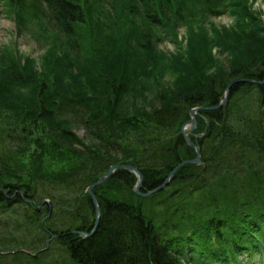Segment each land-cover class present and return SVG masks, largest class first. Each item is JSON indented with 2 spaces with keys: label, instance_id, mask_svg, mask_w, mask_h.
I'll use <instances>...</instances> for the list:
<instances>
[{
  "label": "trees",
  "instance_id": "1",
  "mask_svg": "<svg viewBox=\"0 0 264 264\" xmlns=\"http://www.w3.org/2000/svg\"><path fill=\"white\" fill-rule=\"evenodd\" d=\"M45 1L54 28L68 39L88 20L84 0ZM156 3L155 8L152 3L146 7L153 24L164 21V11L158 13ZM69 45L72 49L78 46L76 42ZM245 77L261 82L264 64L253 73L245 70ZM236 80L240 79L231 82ZM231 82H216L217 90L208 97L179 94L164 107L134 111L132 115L119 99L98 100L77 92L70 98L64 96L53 111L23 112L16 120L0 115V264H181L183 259L184 264H242L237 253L244 248L254 250L263 260L264 166L260 168V162L264 157L258 154L264 155L258 153L256 145L264 143V85L258 83L234 84L225 107L201 112L197 133L207 125L205 119L207 127L218 132V140L213 143L209 136L200 140L191 136L202 149L204 166L180 168L169 184L183 182L190 186L188 192L181 189L167 195L163 190L154 194L149 202L155 199L157 204L146 203L145 210L152 214L146 217L131 205L137 176L128 170L118 171L104 186L124 178L128 193L101 195L100 186L94 188L101 212L99 227L90 238L75 233L92 232L96 209L88 189L113 166L137 167L144 176L142 187L146 192L162 185L181 162L194 159L196 151L190 150L179 131L188 122L191 109L219 106ZM250 105L253 109L248 111ZM64 112L81 123H90L89 132L95 140L92 146L87 147L66 129L61 139L50 134L49 130L55 134L57 126L46 125L42 119L53 117L54 122L57 114L59 117ZM63 136L68 141L62 140ZM58 145L66 146L67 151H61ZM68 154L76 159L69 169L54 171L47 165L50 158ZM246 160H252L248 168L253 167L257 174L245 177L246 173L239 171ZM219 168L233 173L236 185L232 193L215 199L214 204L226 212L220 214L222 210L214 207L199 217L203 203L211 200L208 182ZM4 193L13 198H6ZM167 202L176 208L172 214L168 206L163 209ZM157 207L161 214L166 212L165 218L153 212ZM234 210L238 218L229 220ZM193 219H197L196 224L188 225ZM204 223L214 236H203L199 231ZM51 235L59 238L47 249ZM196 244L199 251L191 250ZM185 246L189 248L187 254ZM175 250L183 254L182 258Z\"/></svg>",
  "mask_w": 264,
  "mask_h": 264
},
{
  "label": "rangeland",
  "instance_id": "2",
  "mask_svg": "<svg viewBox=\"0 0 264 264\" xmlns=\"http://www.w3.org/2000/svg\"><path fill=\"white\" fill-rule=\"evenodd\" d=\"M139 1L84 0L88 20L78 27L71 39L53 28L45 0H11L15 7L12 12L8 3L0 4V115L16 120L23 112L53 111L64 96L70 98L75 92L98 100L119 99L132 115L134 111L164 107L179 94L209 96L217 90L221 79L227 83L237 78L246 80L248 78H243L245 70L253 73L264 64V0H157L167 20L164 24H153L148 18L147 6ZM74 42L78 46L72 49L69 43L74 45ZM240 42L250 43L246 59L237 46ZM214 77L218 79L210 84ZM259 83L264 85V77ZM252 109L250 105L248 111ZM56 117L57 122L51 121L53 117L42 119L46 125L57 126L55 134L49 130L51 135L61 139V132L66 129L78 135L87 147L95 143L89 122L82 121V124L68 112ZM203 123L208 125L205 119ZM207 125L200 133L189 131L187 137L200 140L209 136L208 140L214 143L218 132ZM62 140L66 142L68 137L63 136ZM42 146L37 145L41 149ZM256 147L258 153L264 155V143ZM58 148L67 151L64 145ZM69 155L50 158L47 165L54 171L67 170L76 160ZM258 157L264 156L258 154ZM251 161L246 160L239 168L246 173L245 177L257 174L253 167L248 168ZM190 165L191 168L204 166L203 162ZM262 166L264 162H260V168ZM232 178L234 174L225 168L213 175L207 187L212 192L211 200L204 201L208 203H203L199 217L210 213L214 207L225 214V208L214 202L233 192L236 185ZM118 181L109 186L101 185L99 194L126 195L129 191L126 179ZM182 183H174L164 191L167 195L181 189L182 193L188 192L190 186ZM132 191L131 205L146 217L152 216L145 210L151 195L142 198L135 194V188ZM139 194L143 196L146 192L142 188ZM149 203L157 204L155 199ZM163 206L164 210L167 206L170 208V214L176 209L168 202ZM160 207L152 210L158 217L165 218L166 212L161 214ZM236 213L234 210L229 220H237ZM196 220L188 225L193 226ZM207 225L200 224L201 230L198 226L197 229L203 236H214ZM212 236L209 239L214 243ZM185 248L184 253H189V248ZM193 249L199 251L197 244ZM175 252L182 258V253Z\"/></svg>",
  "mask_w": 264,
  "mask_h": 264
},
{
  "label": "water",
  "instance_id": "3",
  "mask_svg": "<svg viewBox=\"0 0 264 264\" xmlns=\"http://www.w3.org/2000/svg\"><path fill=\"white\" fill-rule=\"evenodd\" d=\"M243 81V80H242ZM242 81H239V82H242ZM238 82V81H237ZM251 82V84L253 83L252 81H250ZM234 83H236V82H231V85H229V87L227 88V90H226V92H225V94H226V99H225V101L223 102V103H225L226 101H227V98H228V96H229V90H230V88H231V86L234 84ZM256 83V82H255ZM258 83V82H257ZM258 84H262V83H258ZM219 108H221V107H210L209 109H207V108H199V109H194V110H192L191 112H190V117H191V121L188 123V125L187 126H185L182 130V132H183V135H184V138H185V140L187 141V143L188 144H190L191 146H193V147H195L196 149H197V151H198V158L197 159H195V160H190L189 162H183L182 164H180L179 165V167H177L173 172H171L170 173V176H169V178L167 179V181H165V183L160 187V188H158V190H162V189H164V188H166L167 187V185H168V183H169V181L172 179V177L174 176V173L180 168V167H182V166H184V165H188V164H190V163H198V164H201V159H200V157H201V151H200V149L199 148H197L196 146H195V144L191 141V140H189L188 138H187V135L185 134V132H186V128L191 124V126L189 127V129L190 130H195V125H196V115L199 113V111L200 110H209L210 111V109L211 110H216V109H219ZM123 168H126V169H129V170H131V171H133V172H136L137 174H138V176H140V180L142 181L143 180V176H141V174L138 172V170L134 167H131V166H125V165H123V166H114V167H112V169H110L109 170V172L107 173V174H105L104 176H102L101 177V179L98 181V182H96V183H94L91 187H90V189H89V193H90V196H91V198H92V200L96 203V205H97V201L95 200V195H94V193H93V189L95 188V187H97V186H99V185H101L102 183H104V182H106L108 179H110V177L112 176V174L115 172V171H117V170H122ZM140 185H141V183L139 182V184L137 185V189H136V191L138 192V190L141 188L140 187ZM158 190H156V191H154V192H149V193H147V195H145V197H147L148 195H151V194H153V193H155V192H158ZM97 212H98V214H97V217H96V226L98 225V220H99V217H100V212H99V208H98V206H97Z\"/></svg>",
  "mask_w": 264,
  "mask_h": 264
},
{
  "label": "bare ground",
  "instance_id": "4",
  "mask_svg": "<svg viewBox=\"0 0 264 264\" xmlns=\"http://www.w3.org/2000/svg\"><path fill=\"white\" fill-rule=\"evenodd\" d=\"M241 42H243V41H241ZM241 42L237 45L239 48H240V51L242 52V58L243 59H246L248 56H249V50L247 49V48H250V43L249 44H241ZM240 44H241V46H240ZM214 79H215V77L213 78V79H210L211 81L209 82V83H212V82H214ZM243 80V81H242ZM242 80H237L238 82L239 81H242V82H240V83H251L250 82V80L249 79H246V80H244V79H242ZM189 95H196V96H199V97H202V96H204V95H202L201 93H198V94H189ZM203 98V97H202ZM193 131V130H192ZM188 134V131H186V135ZM140 174L142 175V173L140 172ZM136 175H137V173H136Z\"/></svg>",
  "mask_w": 264,
  "mask_h": 264
}]
</instances>
